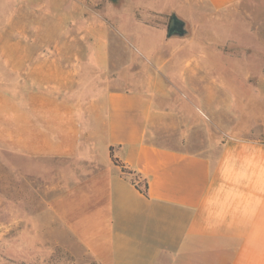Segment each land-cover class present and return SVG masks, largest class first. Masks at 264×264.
I'll return each instance as SVG.
<instances>
[{"label":"crops","instance_id":"obj_1","mask_svg":"<svg viewBox=\"0 0 264 264\" xmlns=\"http://www.w3.org/2000/svg\"><path fill=\"white\" fill-rule=\"evenodd\" d=\"M121 1L106 31L87 19L102 62L114 30L157 73L88 74L86 102L56 104L51 130L18 153L70 168L49 205L97 264H264V74L163 25L187 2L212 15L244 0Z\"/></svg>","mask_w":264,"mask_h":264},{"label":"rangeland","instance_id":"obj_2","mask_svg":"<svg viewBox=\"0 0 264 264\" xmlns=\"http://www.w3.org/2000/svg\"><path fill=\"white\" fill-rule=\"evenodd\" d=\"M113 3L0 0V264H97L49 205L61 192V172L70 168L18 150L24 137L28 148L38 146L40 134L51 130L56 104L86 102L88 74L157 73L150 62L131 63L135 49L114 30L110 61L102 62L104 48L94 45L102 32L86 30L87 19L97 29L110 28L103 11ZM186 4L174 12L187 23L184 38L211 40L238 63L239 74H264V0H244L212 15ZM170 20L163 21L166 30Z\"/></svg>","mask_w":264,"mask_h":264},{"label":"water","instance_id":"obj_3","mask_svg":"<svg viewBox=\"0 0 264 264\" xmlns=\"http://www.w3.org/2000/svg\"><path fill=\"white\" fill-rule=\"evenodd\" d=\"M119 0H113L114 4H117ZM169 38L178 37L184 38L188 34L187 23L184 19L177 14H173L170 20V24L167 30Z\"/></svg>","mask_w":264,"mask_h":264},{"label":"trees","instance_id":"obj_4","mask_svg":"<svg viewBox=\"0 0 264 264\" xmlns=\"http://www.w3.org/2000/svg\"><path fill=\"white\" fill-rule=\"evenodd\" d=\"M172 16L169 17V19H171ZM124 173H127L124 170ZM132 183L136 186V188L144 195V196H148V182L146 180H143V185H142V181H140V177L139 176H135L133 178H131Z\"/></svg>","mask_w":264,"mask_h":264}]
</instances>
